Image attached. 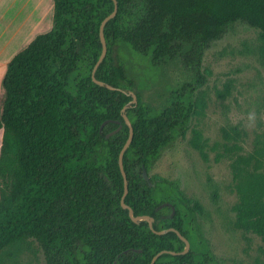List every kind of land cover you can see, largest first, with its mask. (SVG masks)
I'll return each instance as SVG.
<instances>
[{
	"label": "trees",
	"instance_id": "trees-1",
	"mask_svg": "<svg viewBox=\"0 0 264 264\" xmlns=\"http://www.w3.org/2000/svg\"><path fill=\"white\" fill-rule=\"evenodd\" d=\"M50 1L51 28L12 56L1 81L0 260L28 242L37 244L45 264H150L163 250L183 251L174 232L154 234L121 207L118 156L129 132L126 114L133 139L123 156L124 203L133 216L151 217L156 231L174 228L190 244L187 253L162 254L154 264H224L194 229V209L178 183L150 179V185L142 167L148 172L187 128L210 45L235 23L264 37V0H116V16L103 31L107 53L95 72L116 90L91 78L102 50L99 27L112 13L113 0ZM120 45L155 67L180 59L194 69V84L172 88L162 109L150 107L114 56ZM223 136L229 138L227 131ZM190 144L206 161L199 131L192 130ZM231 171L234 227L260 238L264 260V147L238 155Z\"/></svg>",
	"mask_w": 264,
	"mask_h": 264
},
{
	"label": "rangeland",
	"instance_id": "rangeland-1",
	"mask_svg": "<svg viewBox=\"0 0 264 264\" xmlns=\"http://www.w3.org/2000/svg\"><path fill=\"white\" fill-rule=\"evenodd\" d=\"M52 10L50 0H0V110L7 62L34 36L51 28ZM113 51L134 92L156 110L165 105L172 88L194 84V69L184 67L180 59L155 67L127 45ZM199 71L203 84L192 94L195 113L183 134L150 165L148 175L178 183L194 209V229L218 262L264 264L260 238L234 227L237 196L231 171L238 155L264 147V37L242 23L227 27L204 52ZM192 130L206 142V161L190 144ZM0 264H45V259L37 244L28 242L6 251Z\"/></svg>",
	"mask_w": 264,
	"mask_h": 264
},
{
	"label": "water",
	"instance_id": "water-1",
	"mask_svg": "<svg viewBox=\"0 0 264 264\" xmlns=\"http://www.w3.org/2000/svg\"><path fill=\"white\" fill-rule=\"evenodd\" d=\"M113 3H114V8H113V11L111 14H109L107 17H105L101 24H100V27H99V37H100V41H101V46H102V50H101V53H100V56L98 58V60L96 61L93 69H92V72H91V78H92V81L97 84L98 86H106L109 90H116L115 88L109 86V85H105L103 82L97 80L95 78V72L97 70V68L99 67L100 63L103 61V59L105 58L106 56V53H107V47H106V43H105V39H104V34H103V31H104V27L106 25V23L111 20L112 18H114L116 16V13H117V2L116 0H113ZM131 97H132V103H136L137 102V99H136V96L134 94L131 93ZM123 111H125V108L123 109ZM123 119L126 123V125L128 126V129H129V132H128V137L122 147V149L120 150L119 152V156H118V165H119V169H120V172H121V175H122V179H123V194H122V197L120 199V204H121V207L123 209H126L128 211V215L129 217L131 218V220L135 223H139L141 221H145L148 223V226L150 228V230L154 233V234H157V235H163L164 233L166 232H174L178 238L183 242L184 244V249L183 251L181 252H172V251H167V250H163L159 253H157L151 260L150 264H154V262L156 261V259L162 255V254H171V255H178V254H185L189 251L190 249V244H189V241L180 234V232L174 228H169L168 230L166 231H156L154 228H153V219L149 216H133V212H132V209L126 205L124 203V198L125 196L127 195L128 193V180H127V176H126V173L124 171V168H123V156H124V153L125 151L127 150V148L129 147L132 139H133V128L131 126V123L130 121L128 120L126 114H123ZM108 121H105L101 127H100V130H102V128L104 127L105 124H107ZM116 122V121H115ZM118 123V122H116ZM116 131L112 132L111 134L115 133ZM109 134V135H111ZM108 135V136H109ZM142 177L144 179V181H146L147 183H149L150 185L151 182H150V177L148 175V172L147 170L142 167ZM164 206V205H162ZM174 213V210L172 209V214Z\"/></svg>",
	"mask_w": 264,
	"mask_h": 264
}]
</instances>
